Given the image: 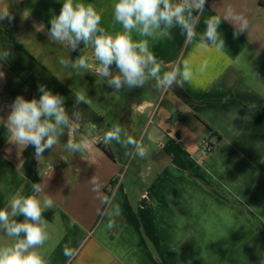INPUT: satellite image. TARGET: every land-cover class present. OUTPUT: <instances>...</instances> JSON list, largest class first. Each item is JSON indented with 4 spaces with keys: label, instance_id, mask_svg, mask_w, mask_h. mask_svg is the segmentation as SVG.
<instances>
[{
    "label": "crops",
    "instance_id": "1",
    "mask_svg": "<svg viewBox=\"0 0 264 264\" xmlns=\"http://www.w3.org/2000/svg\"><path fill=\"white\" fill-rule=\"evenodd\" d=\"M260 1L206 0L193 42H187L179 28L171 30V38L149 39V49L162 61L163 71L182 66L185 60L193 70L190 82L170 88L166 115L159 116L164 90H156L155 81L119 93L107 85L106 101L86 98L88 103L76 105L83 120L75 140L84 144L83 151H67L65 134L41 157L35 156L32 145L23 149L10 142V133L0 121V208L17 193L32 195L33 183H41L44 194L54 200V208L43 213L49 239L38 249L46 264H264V7ZM63 2L11 0L28 31L20 39L27 38L30 53H38L62 82L72 72L86 74L94 92L102 88L97 81L104 79L96 73L99 62L92 49L81 43L72 51L46 35ZM82 2L95 7L106 31H122L113 16L116 0ZM228 7L246 16L248 31L234 38L235 26L222 20L218 31L224 48H199L205 20L223 16ZM42 39L49 44L41 47L37 42ZM133 39L142 38L133 33ZM81 54L89 58L87 69L76 71L59 63L61 58L74 61ZM111 70L118 71L115 65ZM0 72V119L6 121L18 95L27 100L39 96L1 61ZM78 83L81 89L89 86L83 79ZM104 103L107 111L99 107ZM74 105L75 101L65 102L69 115ZM229 112L238 118L229 119ZM244 116L248 120L241 119ZM114 125L124 130L122 136L140 141L148 156H126V151H133L131 146L126 149L113 141L102 145L113 156L110 159L91 142V137L102 138ZM204 140L213 147L205 157L200 151ZM93 176L98 191H93ZM106 199L110 205L103 202ZM117 205L119 215L113 211ZM14 219L23 222L24 217ZM12 242L0 231V246ZM65 245L77 254L66 257Z\"/></svg>",
    "mask_w": 264,
    "mask_h": 264
},
{
    "label": "clouds",
    "instance_id": "2",
    "mask_svg": "<svg viewBox=\"0 0 264 264\" xmlns=\"http://www.w3.org/2000/svg\"><path fill=\"white\" fill-rule=\"evenodd\" d=\"M205 5L206 0H116L113 16L122 31L113 34L101 27V15L92 4H85L82 0H64L60 13L50 19L51 27L46 35L51 41L66 43L72 51H76L81 43L86 48L90 47L99 62L96 73L115 93L124 88L144 87L150 81H155L154 87L158 91L182 87L192 79L190 63L185 60L182 66L163 71L162 61L149 49V39L171 38V30L179 28L186 41L193 42ZM5 20L9 24L14 21V15L7 7L0 9V22ZM222 20L231 21L235 26L234 38L249 29L246 16L228 7L223 16L211 15L205 20V30L199 35L197 43L199 48H224V39L218 31ZM133 33L142 39L134 40ZM10 55L8 48L0 50V59L6 60ZM88 59L81 54L74 61L69 57L61 58L59 63L64 68L79 71L89 67ZM112 65L118 71L113 72ZM0 77H3L2 72ZM37 90L41 93L39 99L27 100L18 95L9 106L6 121L0 119L10 133V142L23 149L32 145L35 156L41 157L67 134L65 149L72 153L82 152L84 144L76 142L75 133L81 127L83 114L76 105L88 103L85 94H75L74 110L69 115L63 96L53 94L43 84H39ZM228 118H238L237 113L232 116L229 112ZM241 119L248 120V116ZM123 131L121 126L114 125L104 133L103 143L110 145L115 141L126 149L131 146L133 151H126L125 155L132 158L148 156L142 143L131 136H122ZM90 182L93 191H98V180L93 176ZM31 187L32 195L17 193L5 207L0 208V231L6 237L13 238L12 243L0 246V264H46L38 249L49 239L48 221L44 219L43 213L54 208V200L44 194L41 183H33ZM103 202L111 204L110 199ZM113 211L119 215V206H115ZM18 216L24 217L23 222L14 219ZM112 226L111 223L108 225L109 228ZM76 254L75 249L65 245L66 257L71 258Z\"/></svg>",
    "mask_w": 264,
    "mask_h": 264
},
{
    "label": "trees",
    "instance_id": "3",
    "mask_svg": "<svg viewBox=\"0 0 264 264\" xmlns=\"http://www.w3.org/2000/svg\"><path fill=\"white\" fill-rule=\"evenodd\" d=\"M11 1V0H8ZM261 7H264V0L259 2ZM13 11L16 13L18 21L15 26L12 24H6L0 22V50L8 48L11 55L6 59H0L2 64L13 72L16 77L34 94L40 97L41 93L38 92L37 87L39 84L45 85L53 94H59L65 98V102L75 101L76 93L85 94L86 98L89 100H96V102L106 101L108 99L107 84L104 80H99V86L94 92L92 91V79L88 78L86 74H76L72 72L68 76L65 82H62L58 77H56L45 65H43L42 58L33 56L25 41L20 39V35L23 34L21 29L23 28V21L20 15L17 13L13 7ZM25 28V27H24ZM27 37V36H26ZM36 37H39L36 35ZM42 43L47 46L49 43L47 40L42 39ZM39 44V43H37ZM41 46V45H40ZM42 47V46H41ZM46 50H53L54 48L46 47ZM84 80L89 86L85 88H79V81ZM78 83V85H77ZM85 90V91H84ZM84 91V92H83ZM181 93V92H180ZM183 97H187L185 94L181 93ZM188 99V98H187ZM100 109L107 111L108 108L106 104H101ZM101 150L110 158L113 159L110 151L106 150L104 146H99Z\"/></svg>",
    "mask_w": 264,
    "mask_h": 264
},
{
    "label": "rangeland",
    "instance_id": "4",
    "mask_svg": "<svg viewBox=\"0 0 264 264\" xmlns=\"http://www.w3.org/2000/svg\"><path fill=\"white\" fill-rule=\"evenodd\" d=\"M4 7H7L12 13H13V15H14V21L11 23L12 24V26H15L17 23V21H18V19H17V17H16V13L13 11V8H12V3H11V1H8V0H0V9H2V8H4ZM3 23H6V24H9L6 20L5 21H3ZM25 27V28H24ZM21 31H23L22 33L23 34H21V35H25V36H27V34H28V31H27V27H26V25H25V23H23V28L21 29ZM31 32V31H30ZM37 43H39V45H41L42 47H44L45 46V44H43V43H41V42H37ZM38 51V50H37ZM37 55H38V53H37ZM162 98H164V103H163V105H162V109H161V111H160V113H159V116H161L162 114L164 115H166V111L169 109V102H170V100H171V90L170 89H166V90H164V93H163V97ZM171 107V106H170ZM181 110H182V108H181ZM182 113L183 114H185L184 113V111L182 110ZM160 117H157L156 119H154L155 120V122L156 121H158V119H159ZM155 122H154V124H155ZM169 123V122H168ZM170 129H172V127H170Z\"/></svg>",
    "mask_w": 264,
    "mask_h": 264
},
{
    "label": "built area",
    "instance_id": "5",
    "mask_svg": "<svg viewBox=\"0 0 264 264\" xmlns=\"http://www.w3.org/2000/svg\"><path fill=\"white\" fill-rule=\"evenodd\" d=\"M91 142L94 144V145H103V141H102V138L101 137H98V136H95V137H91L90 138ZM213 147L212 145L207 141V140H204L202 143H201V146H200V151H201V155L203 157L207 156L209 153H211Z\"/></svg>",
    "mask_w": 264,
    "mask_h": 264
}]
</instances>
